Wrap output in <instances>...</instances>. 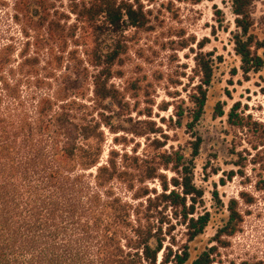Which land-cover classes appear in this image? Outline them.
Listing matches in <instances>:
<instances>
[{
    "label": "trees",
    "instance_id": "obj_1",
    "mask_svg": "<svg viewBox=\"0 0 264 264\" xmlns=\"http://www.w3.org/2000/svg\"><path fill=\"white\" fill-rule=\"evenodd\" d=\"M252 1L233 0L241 31L235 51L244 73L263 65L252 51ZM58 2L17 0L16 21L26 19L25 36L29 30L34 36L18 52L19 61L13 42L0 44V264H185L187 253L166 252L169 232L163 235L157 223L164 220L156 213L162 206L175 208L193 239L209 223V214L193 217L194 196L201 192L187 175L168 182L161 173H181L182 156L162 150L156 138L161 128L152 120L155 102L149 98L142 109L138 93L128 97L112 82L118 76L115 54L92 62L91 82L85 68L66 72L54 47L74 33ZM72 11L87 21L105 17L117 27L122 20L132 26L146 22L142 9L125 0L83 1ZM44 50L49 58L42 66ZM203 72L210 83L211 68L204 65ZM105 128L123 148L112 147L104 160ZM141 137H153V155L139 152V142L129 146ZM154 180L160 192L149 187ZM234 204L221 236L237 232ZM212 255L203 252L192 264H213Z\"/></svg>",
    "mask_w": 264,
    "mask_h": 264
},
{
    "label": "rangeland",
    "instance_id": "obj_2",
    "mask_svg": "<svg viewBox=\"0 0 264 264\" xmlns=\"http://www.w3.org/2000/svg\"><path fill=\"white\" fill-rule=\"evenodd\" d=\"M83 1L89 0L57 3L74 35L55 45L56 56H62L66 72H86L85 68L91 82L96 72L92 62L115 54L118 76L112 82L125 88L128 97L138 93L142 109L149 98L155 102L152 120L161 128L156 138L162 150L182 156L181 173L165 169L161 173L168 182L187 175L201 192L194 196L193 217L209 214L203 233L192 239L188 223L175 208H159L156 217L164 223L157 224L163 235L169 232L166 252L187 253L185 264L208 251L213 264L264 263V0H253L249 7L252 51L263 60L262 67L249 73L243 72L235 51L241 31L233 0H125L142 9L146 22L132 26L122 20L118 27L105 17L93 21L78 17L72 8ZM20 6L17 0H0V44L13 42L18 61V52L34 36L32 30L30 37L25 36L26 19L16 21ZM47 51L42 52V66L49 58ZM204 65L211 68L210 83H205ZM104 130L105 160L109 149L123 147L113 142L116 134ZM152 139L136 138L129 146L139 142V152L153 155ZM148 185L161 191L157 180ZM231 200L240 216L238 229L233 236H221Z\"/></svg>",
    "mask_w": 264,
    "mask_h": 264
}]
</instances>
